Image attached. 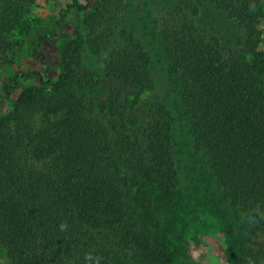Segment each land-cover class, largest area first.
Masks as SVG:
<instances>
[{
  "label": "trees",
  "instance_id": "trees-1",
  "mask_svg": "<svg viewBox=\"0 0 264 264\" xmlns=\"http://www.w3.org/2000/svg\"><path fill=\"white\" fill-rule=\"evenodd\" d=\"M22 1L0 0V66L9 61ZM164 1L153 24L182 84L199 146L225 198L258 222L264 51L250 48L254 62L246 63L198 26L192 0ZM218 1L254 30L257 1ZM115 2L75 0L67 7L88 14L86 38L113 77L106 95L84 91L93 74L82 65L83 41L63 31L61 20L53 33L66 41L59 78L19 71L7 82V96L22 78L41 83L23 90L13 110L0 116V242L10 264H170L173 257L148 229L155 203L173 204L178 196L170 114L158 98L141 97L152 82L150 58ZM26 30L30 54L44 57L39 47L50 31ZM42 111L47 118L38 123ZM248 245L244 240L240 248L241 264H264V253Z\"/></svg>",
  "mask_w": 264,
  "mask_h": 264
},
{
  "label": "rangeland",
  "instance_id": "rangeland-1",
  "mask_svg": "<svg viewBox=\"0 0 264 264\" xmlns=\"http://www.w3.org/2000/svg\"><path fill=\"white\" fill-rule=\"evenodd\" d=\"M75 0H23L19 23L11 32L12 48L9 61L0 66V116L9 114L21 92L28 87L41 85L36 76L20 80V86L10 95L7 82L19 71H40L47 80L55 82L62 72L61 53L66 41L54 36L55 27L61 20L63 31L83 41V67L93 74V81L84 91L104 96L113 77L107 74L104 62L95 53L86 35V12L67 8ZM93 6L99 0H77ZM119 15L127 18L126 26L145 47L150 58L151 86L142 99H159L170 114L173 155L177 169L178 196L173 204L157 203L148 229L152 239L173 252L170 264H241L240 248L244 240L249 247L264 253V210L258 214V222L233 200L224 196L223 187L213 172L210 161L200 148L193 124L186 114L182 101L181 82L173 74L164 43L154 28V16L162 9L164 0H114ZM198 8L196 21L207 34L216 35L221 42L232 47L238 58L253 64L251 49L264 51V0L258 2L259 21L249 31L240 18L232 16L218 0H192ZM117 3V4H116ZM43 27L50 31L39 47L44 57H34L27 45L28 28ZM86 39V40H85ZM249 39V45L246 43ZM117 45L115 40L110 46ZM251 48V49H250ZM264 80V70L262 71ZM48 88V91H52ZM47 116L42 111L38 123ZM49 162V158L39 165ZM157 193V190H148ZM252 229V225H256ZM3 217L0 215V233ZM0 264H10L6 250L0 242Z\"/></svg>",
  "mask_w": 264,
  "mask_h": 264
}]
</instances>
